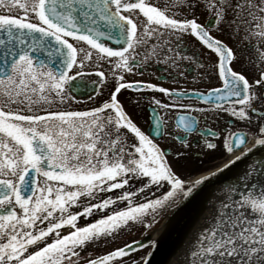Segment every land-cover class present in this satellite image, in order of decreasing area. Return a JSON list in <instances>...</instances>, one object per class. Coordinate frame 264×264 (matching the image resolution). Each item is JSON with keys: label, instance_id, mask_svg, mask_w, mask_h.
Wrapping results in <instances>:
<instances>
[{"label": "snow or ice", "instance_id": "snow-or-ice-1", "mask_svg": "<svg viewBox=\"0 0 264 264\" xmlns=\"http://www.w3.org/2000/svg\"><path fill=\"white\" fill-rule=\"evenodd\" d=\"M200 8L208 13L203 22ZM241 32L256 41L248 45L255 72L235 67L239 45L224 39ZM186 38L207 51L222 82L191 93L211 107L178 103L186 91L127 79L140 72V57L145 65L203 68L185 54ZM89 84L92 106L73 107L75 92ZM126 90L173 99L150 97L152 123L142 130L126 107L140 101L122 99ZM173 109L257 122L250 133L226 129L222 148L232 158L192 176L174 167L181 149L170 160L173 152L154 142L165 135L159 110ZM176 122L197 131L194 115ZM201 134L217 138L211 129ZM173 138L184 150L193 146L187 136ZM218 147L203 142L206 150ZM257 148H264V0H0V264H152L156 239L121 237L151 229L166 209L179 211ZM256 172L252 163L235 181L217 184L184 264H264V180L252 183Z\"/></svg>", "mask_w": 264, "mask_h": 264}, {"label": "flooded vegetation", "instance_id": "flooded-vegetation-1", "mask_svg": "<svg viewBox=\"0 0 264 264\" xmlns=\"http://www.w3.org/2000/svg\"><path fill=\"white\" fill-rule=\"evenodd\" d=\"M196 15L199 17L200 21L203 22L208 19V13L203 11L202 8L196 10ZM215 34V33H214ZM231 35V34H229ZM226 42L230 46L236 47L239 45V51L237 55L241 57L240 63L235 67L240 68L242 71L255 72L257 71V64L251 63L250 61L254 58V48H249L248 45L256 44L255 40L248 41L243 39V32L240 36H237L234 41L224 37ZM186 50L185 54L192 56L196 55L203 64V68H198L195 63L190 61H181L179 67H172L170 65H165L163 63H157L155 59L150 60L146 65L143 63V57L141 60V70L135 75H128L127 79L129 81H144L157 84L158 86L166 87L175 91H186L190 95L184 97L178 103L191 105L193 107H211L210 105L204 104L196 97L191 96L193 92L207 93L209 90L215 87H222V82H220L217 76L211 69V62L207 59L208 53L203 50L194 38H186L183 44ZM95 69H89L88 71H94ZM91 80L98 79L94 75L90 77ZM89 77H85L87 82ZM91 92V85L88 87H81V89L75 92L76 100L79 101L78 104L73 105V107L86 108L92 106V102L89 101L88 96ZM108 94V89H105V96ZM94 95V93H93ZM155 96L158 99H162L171 102L173 98L163 97L160 93H153L145 91L143 93L133 92L131 90H126L123 92L122 99L128 101H135L139 99L138 105H133L129 103L126 105L127 110L133 115V118L138 122L142 130H150L151 126V106L149 104V98ZM159 114L165 117V135L163 139L158 136L154 142L158 143L161 147H165L173 152V156L169 159H173L175 156V150L181 149L184 152V156L174 164L180 171L184 173L191 174L192 176H198L204 171L214 170L221 167L224 163H227L232 157L227 155L225 150L222 148L223 137L228 135L226 129H230L232 132L243 131L245 133H250V128L254 129V125L257 122V118L253 117L252 125L246 123L233 122L232 118L226 113H186L181 109H173L169 112L164 110H159ZM191 114L197 117L198 125L197 131L192 133H185L182 128L177 126V117L180 115ZM204 129H211L217 133V138H213L210 135H202L201 132ZM172 133L173 136H187L188 143L193 146L187 150L182 148V145L178 139H174L173 136L168 135ZM147 134V133H146ZM151 138V137H150ZM205 139H211L214 143H217L220 147L216 151H209L203 148V142ZM251 139H249L248 146L251 147ZM239 152L235 153L238 155ZM139 187V185H136ZM98 216L92 219H98ZM91 222V220L89 221ZM83 224L84 221L82 220ZM123 239V236L121 237ZM103 251L98 252V254H103Z\"/></svg>", "mask_w": 264, "mask_h": 264}, {"label": "water", "instance_id": "water-1", "mask_svg": "<svg viewBox=\"0 0 264 264\" xmlns=\"http://www.w3.org/2000/svg\"><path fill=\"white\" fill-rule=\"evenodd\" d=\"M264 148L254 149L247 157L238 161L230 169L225 170L216 180H213L203 186L195 198L185 204L179 211L174 212L172 221L166 226L158 237V247L155 249L152 256V264H164L168 257L181 247L182 243L189 236L190 231L193 228L194 222L196 224L202 219V217L210 210V200L213 199V192L219 182L223 181H235L236 178L242 175L246 168L255 162L257 165V172L253 173L252 183L259 184L264 180V176L259 175L260 162L264 161ZM259 193V187L256 189ZM202 213V214H201ZM201 214V215H200ZM153 240L152 231L147 233L145 243ZM178 251V249H177Z\"/></svg>", "mask_w": 264, "mask_h": 264}, {"label": "bare ground", "instance_id": "bare-ground-1", "mask_svg": "<svg viewBox=\"0 0 264 264\" xmlns=\"http://www.w3.org/2000/svg\"><path fill=\"white\" fill-rule=\"evenodd\" d=\"M261 151H264V149H262ZM209 200L212 201V199H209ZM209 211L202 217V219L197 224H196V221L194 222L193 228L190 231L189 236L187 237V239L182 243L181 247L176 248V250L168 257L166 263H164V264H184V252L186 250V246H187L188 242L191 239H193V234L198 229H200L201 227L204 226L203 225V219H204L205 216H207L209 214ZM174 212L175 211H173L171 213H168L166 215V219L164 220V222L158 228H156V229H154L152 231V237H153V239H156V240L158 239V237L160 236V234L162 233V231L172 221L173 216H174ZM177 249H178V251H177Z\"/></svg>", "mask_w": 264, "mask_h": 264}, {"label": "rangeland", "instance_id": "rangeland-1", "mask_svg": "<svg viewBox=\"0 0 264 264\" xmlns=\"http://www.w3.org/2000/svg\"><path fill=\"white\" fill-rule=\"evenodd\" d=\"M138 185V184H137ZM169 209H166V210H164L158 217H157V220H158V223L159 222H161L163 219V217L165 216V214H166V212L168 211ZM160 224V223H159ZM159 226V225H158ZM157 226V227H158ZM139 233H140V231H133L132 230V232H131V234L130 235H128V234H125L124 235V239H133V238H136L138 235H139ZM102 250H104L103 248L101 249V250H98V252H100V251H102ZM141 254H143V253H141Z\"/></svg>", "mask_w": 264, "mask_h": 264}]
</instances>
